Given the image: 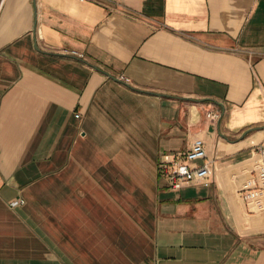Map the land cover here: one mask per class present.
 <instances>
[{"label": "crops", "instance_id": "1", "mask_svg": "<svg viewBox=\"0 0 264 264\" xmlns=\"http://www.w3.org/2000/svg\"><path fill=\"white\" fill-rule=\"evenodd\" d=\"M196 139L210 182L173 191ZM257 143L264 0H0V264H264Z\"/></svg>", "mask_w": 264, "mask_h": 264}, {"label": "built area", "instance_id": "2", "mask_svg": "<svg viewBox=\"0 0 264 264\" xmlns=\"http://www.w3.org/2000/svg\"><path fill=\"white\" fill-rule=\"evenodd\" d=\"M206 116L214 120L219 114L209 110ZM251 155L252 165L243 171L248 179L237 192L249 209L262 212L264 211V144L253 145ZM212 162L213 159L208 157L203 141L196 139L183 151L161 154L158 160V172L173 191L195 185L207 186L213 174ZM19 202L21 201H14L12 204Z\"/></svg>", "mask_w": 264, "mask_h": 264}, {"label": "rangeland", "instance_id": "3", "mask_svg": "<svg viewBox=\"0 0 264 264\" xmlns=\"http://www.w3.org/2000/svg\"><path fill=\"white\" fill-rule=\"evenodd\" d=\"M245 165H247V163L244 164V166H245ZM235 172H236V171H234L233 173H235ZM260 213H261V212H260ZM257 215L263 216L264 214L261 213V214H257Z\"/></svg>", "mask_w": 264, "mask_h": 264}, {"label": "bare ground", "instance_id": "4", "mask_svg": "<svg viewBox=\"0 0 264 264\" xmlns=\"http://www.w3.org/2000/svg\"><path fill=\"white\" fill-rule=\"evenodd\" d=\"M246 166L249 168V164L245 165V167H246ZM238 171H239V170H238ZM238 171H236V172H238ZM236 172H235V173H236ZM238 173H239V172H238ZM261 213H262V212H261Z\"/></svg>", "mask_w": 264, "mask_h": 264}]
</instances>
